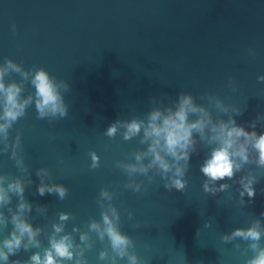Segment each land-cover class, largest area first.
<instances>
[{
    "label": "water",
    "instance_id": "95a60500",
    "mask_svg": "<svg viewBox=\"0 0 264 264\" xmlns=\"http://www.w3.org/2000/svg\"><path fill=\"white\" fill-rule=\"evenodd\" d=\"M248 48L256 51L255 58L248 56ZM2 57L25 68L43 67L69 84L63 94L65 117L39 119L29 105L9 130V139L20 134L23 170L7 152L0 153V174L25 182L23 195L32 205L28 219L34 226L48 230L56 213L66 211V230L73 224L86 228L90 218L99 219L96 198L106 187L120 212V230L132 239L143 264H243L251 254L245 242L239 241L236 249L232 242L220 241V235L256 218L264 222L259 217L264 169L249 164L242 170L258 179L251 204H239L238 185L232 181H226L224 191L205 193L199 165L208 146L198 142L183 192L165 190L158 175L150 182L136 176L144 190L132 192L124 188L127 177L114 162L130 159L128 154L143 145L138 137L124 141L103 131L116 120L142 118L153 101L170 103L178 92L206 104L207 92L241 109L237 123L246 126L259 113V132L264 81L256 77L264 75V0H0ZM228 77L235 91L228 87ZM8 78L19 80L16 73ZM29 90L25 82V93ZM89 151L99 158L96 168L88 167ZM38 168L48 170L45 182L51 179L67 188L63 199L36 192ZM15 203L13 196V209ZM0 211L7 215L6 209ZM127 211L133 213L131 219ZM10 227L2 226L0 232L7 234ZM40 239L46 246L43 232ZM91 239L85 257L87 264H98L96 253L106 241L94 234ZM32 251L38 249H21L9 260H25Z\"/></svg>",
    "mask_w": 264,
    "mask_h": 264
},
{
    "label": "clouds",
    "instance_id": "9594fccd",
    "mask_svg": "<svg viewBox=\"0 0 264 264\" xmlns=\"http://www.w3.org/2000/svg\"><path fill=\"white\" fill-rule=\"evenodd\" d=\"M11 27L15 29L14 24ZM247 54L255 58L256 51L248 48ZM12 73L18 74L19 80L8 78ZM256 79L264 81V75H258ZM25 82L30 88L26 93ZM227 84L232 91L236 90L231 77H228ZM68 89L66 80L58 79L43 67L25 68L8 57L0 58V153L7 152L17 168L23 170V160L19 155L20 134L17 132L9 139V130L18 118L24 116L29 105L34 107L39 119L65 117L68 106L63 94ZM203 98L206 104L197 103L189 92H178L170 103L153 101V106L142 118L116 120L104 129L106 137L118 134L124 141L138 137L143 145V148L128 154L130 159L114 162L127 177L124 188L142 192V182L135 177L143 176L150 182L154 175H158L165 190L183 192L190 156L197 150L199 142L208 146L199 165V172L204 178L200 186L203 192L215 194L224 191L229 187L226 181H232L238 185L236 194L239 204L252 203L256 193L253 186L258 179L250 170H242L249 164L264 169V125H260L261 130L257 131L260 114L245 126L237 123L235 118L241 112L239 107L224 103L207 92ZM87 155L90 161L88 167L96 168L99 159L96 153L89 151ZM36 175L40 180L36 185L39 195L47 192L55 193L59 199L65 197L68 190L63 184L54 183L51 179L45 182V177L49 176L47 169L38 168ZM24 187L25 182L20 177L9 178L0 174V209L7 211V215L0 211V227L11 225L7 234L0 232V264H87L85 250L92 247L91 234L102 243L106 241V245L96 253L98 264H120L121 259L124 264H143L133 251L132 239L120 230V212L112 203L114 194L108 188L100 187L98 191L96 204L99 219L90 218L86 228L73 224L68 231L66 222L70 213L66 211L56 213L48 230L34 226L28 219L32 205L24 198ZM13 196L16 197L14 209L10 206ZM38 211L43 213L44 209ZM126 214L129 219L133 216L131 211ZM259 217L264 218V209L259 212ZM204 227L209 225L205 223ZM42 232L47 241L44 247L40 239ZM262 237L264 222L256 218L246 226H237L222 233L220 241L232 242L236 249H240L239 241L245 242V249L251 254L243 260V264H264ZM21 249L25 252L29 249L38 251H32L25 260L10 261L9 256Z\"/></svg>",
    "mask_w": 264,
    "mask_h": 264
}]
</instances>
